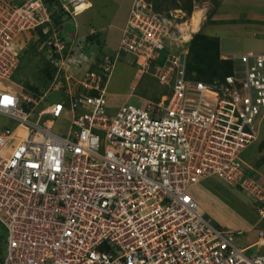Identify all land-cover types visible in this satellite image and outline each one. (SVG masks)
<instances>
[{
    "label": "built area",
    "instance_id": "obj_1",
    "mask_svg": "<svg viewBox=\"0 0 264 264\" xmlns=\"http://www.w3.org/2000/svg\"><path fill=\"white\" fill-rule=\"evenodd\" d=\"M141 1L93 69L86 38L65 34L46 0H0V114L17 123L0 128V264H264V229L244 244L249 231L214 223L191 194L217 178L253 194L264 218V182L241 157L264 120V50L207 81L189 73L185 51L158 64L177 16ZM24 33L43 39L66 100L38 109L13 81ZM122 54L139 73L152 67L161 98L112 110ZM65 114L71 125L57 133Z\"/></svg>",
    "mask_w": 264,
    "mask_h": 264
},
{
    "label": "rangeland",
    "instance_id": "obj_2",
    "mask_svg": "<svg viewBox=\"0 0 264 264\" xmlns=\"http://www.w3.org/2000/svg\"><path fill=\"white\" fill-rule=\"evenodd\" d=\"M84 1L78 0L77 13L73 12L71 16H68L67 12H62L64 4L70 9L73 8L74 4L69 0H47V3L53 13L57 15L62 13L64 17L61 18L62 28L67 35L72 34L77 38H86L88 41L92 31L97 30L95 37L100 39V42L96 43V39L91 44H87V51L90 61H99L94 67L100 68V61L106 56H112L118 50L121 28L127 22L135 0H90L93 4L86 0L91 5L83 7ZM145 1L146 3L141 1L144 7L149 4L154 11L165 13L172 18L177 16L173 20L171 35L166 39L169 48L166 47L161 51L158 64H163L171 51H185L189 59L190 43L198 34L219 40L220 50L223 51H220V58L231 61L233 67L236 62L234 57L240 52L264 50V0ZM74 10L76 11V8ZM194 14L200 19L201 26L189 40H184V33L192 29L187 23L192 22ZM23 35L26 43L21 52L20 65L12 77L13 81L22 86L26 94L39 101L38 109L46 107L58 95H61L58 100H66L61 93V86L55 81L57 67L50 60L46 50L41 47L43 39L39 38L40 36L31 38L27 33ZM139 68L134 57L122 54L108 87L112 110L124 103L143 105L147 100H158L165 93L164 87L154 76L152 67L144 73H139ZM53 69L55 73L52 75ZM70 70L79 76L85 68L76 71L72 67ZM135 97L140 101L139 103L132 100ZM35 117L34 114L33 118ZM16 125L14 120L0 114V128L7 126L14 128ZM70 125L71 118L69 114H65L55 121L53 130L66 134ZM263 140L264 133L260 134L257 142L243 151L241 157L250 166L264 157V150L261 152L260 148ZM248 173L262 180L264 165L254 170L249 169ZM262 181L264 182V179ZM191 194L197 200L201 213L211 218L214 223L249 231L240 239L244 244L245 241L253 244L257 230L264 229V218L259 217L256 211V197L253 194L249 195L243 189L217 178H209L195 186ZM254 249L253 246L249 248L250 251Z\"/></svg>",
    "mask_w": 264,
    "mask_h": 264
},
{
    "label": "trees",
    "instance_id": "obj_3",
    "mask_svg": "<svg viewBox=\"0 0 264 264\" xmlns=\"http://www.w3.org/2000/svg\"><path fill=\"white\" fill-rule=\"evenodd\" d=\"M51 8V7H50ZM62 12H66L65 10ZM61 15V17H60ZM70 16V14H67ZM54 21L56 24L62 25L61 18L62 13L54 12L53 14ZM96 35H91L87 44H91L92 41L96 40ZM100 42V39L96 40V43ZM220 44L219 40L209 38L208 36L204 35H196L191 43H190V56L188 59V69L190 74H195L197 78L203 79L205 81L211 80L214 77H224L233 71L232 62L226 59L220 58ZM193 54V55H192ZM207 65V67H203ZM55 70L56 68L53 67ZM53 69L52 75L55 73ZM96 69V66L93 67ZM25 108L28 109L29 107L25 105ZM261 149L264 150V141L261 143ZM264 163V157L258 160L254 167L258 168L259 166Z\"/></svg>",
    "mask_w": 264,
    "mask_h": 264
},
{
    "label": "bare ground",
    "instance_id": "obj_4",
    "mask_svg": "<svg viewBox=\"0 0 264 264\" xmlns=\"http://www.w3.org/2000/svg\"><path fill=\"white\" fill-rule=\"evenodd\" d=\"M90 1V0H89ZM91 2V1H90ZM90 2H86V0L84 1V4H83V7H88L89 5H91ZM190 28V30H188L189 32H185L183 37H184V40H189L192 36V34L196 31L199 30L200 26H201V22H200V19L197 17V14H194L193 18H192V22H188L187 23ZM182 37V36H181ZM183 39V38H181Z\"/></svg>",
    "mask_w": 264,
    "mask_h": 264
},
{
    "label": "crops",
    "instance_id": "obj_5",
    "mask_svg": "<svg viewBox=\"0 0 264 264\" xmlns=\"http://www.w3.org/2000/svg\"><path fill=\"white\" fill-rule=\"evenodd\" d=\"M91 3H92V2H91ZM92 4H93V3H92ZM103 28H104V27H102V30H103ZM220 48H221V45H220ZM221 52H223V51H221ZM56 97H57V98H56ZM60 97H61V95H60V96H59V95H58V96H55V98H54L53 100H58ZM132 100H134V101L137 102V103L140 102L136 97H135L134 99H132ZM21 129H22V133H24V132H23V127H21ZM263 133H264V120L262 121V124H261V127H260V134H263ZM263 141H264V140H263ZM263 141H262V142H263ZM262 142H261V143H262ZM261 143H260V148H261ZM262 151H263V150L261 149V152H262ZM263 165H264V163H263ZM261 177L264 179V175H263V176L261 175ZM263 179H262V180H263Z\"/></svg>",
    "mask_w": 264,
    "mask_h": 264
},
{
    "label": "clouds",
    "instance_id": "obj_6",
    "mask_svg": "<svg viewBox=\"0 0 264 264\" xmlns=\"http://www.w3.org/2000/svg\"><path fill=\"white\" fill-rule=\"evenodd\" d=\"M46 1H47V0H46ZM67 1H68V0H67ZM73 4H74V5H73V8L70 9L71 12L67 11V10L63 7V9H64L67 13H69V14L71 13L70 16H71V15L73 14V12L75 11L74 9L76 8V5L79 6V2H78L77 4H76V3H73ZM50 9H51V8H50ZM77 10H78V9H76L75 13H77ZM52 12H53V11H52ZM53 14H54V13H53ZM62 18H64V17H62ZM124 25H125V24H124ZM122 28H123V27H122ZM122 28H121V29H122ZM96 31H97V30H96ZM65 34H66V33H65ZM69 36H73V35L70 34ZM74 70H75V69H74ZM251 167H252L253 169H250V170H254V169H256V168L254 167V165H253V166L251 165ZM248 170H249V169H248ZM251 175H253V174H251Z\"/></svg>",
    "mask_w": 264,
    "mask_h": 264
}]
</instances>
